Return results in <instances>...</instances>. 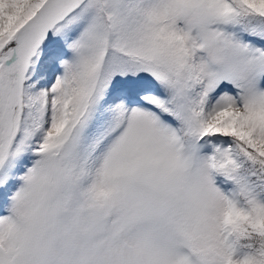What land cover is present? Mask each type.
Instances as JSON below:
<instances>
[{
	"label": "snow or ice",
	"instance_id": "1",
	"mask_svg": "<svg viewBox=\"0 0 264 264\" xmlns=\"http://www.w3.org/2000/svg\"><path fill=\"white\" fill-rule=\"evenodd\" d=\"M0 264H264V0H0Z\"/></svg>",
	"mask_w": 264,
	"mask_h": 264
}]
</instances>
